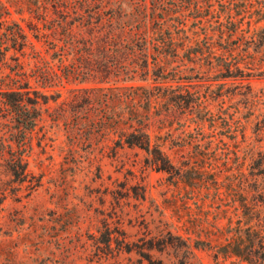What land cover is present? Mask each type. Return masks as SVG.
I'll return each instance as SVG.
<instances>
[{"label":"rangeland","instance_id":"rangeland-1","mask_svg":"<svg viewBox=\"0 0 264 264\" xmlns=\"http://www.w3.org/2000/svg\"><path fill=\"white\" fill-rule=\"evenodd\" d=\"M67 1L69 10L48 6L40 16L0 0L10 13L2 32L17 24L30 43L7 54L1 88L18 62L40 96V118L24 149L25 180L15 181L0 162V264H253L205 244L169 245L167 234L182 235L194 219L225 228L242 216L245 199L264 196V0ZM154 7L174 38L175 55L154 66L149 44L147 75L132 74L142 59L125 53L105 60L125 66L118 75L104 72L97 50L110 29L120 32ZM66 38L93 42V54L60 59ZM74 66L81 73L68 78ZM131 86H142L135 106L128 103ZM164 88L166 94L180 88L182 98L194 101L190 117L170 101L146 103L145 96ZM99 89L100 104L92 101ZM121 94L122 104L105 105ZM131 108L149 114L150 132L166 121L162 132L170 130L175 140L180 125L188 126L198 146L166 147L168 172L149 166L143 151L117 147V133L104 131ZM5 114L0 97V149L3 141L18 151L19 136Z\"/></svg>","mask_w":264,"mask_h":264},{"label":"trees","instance_id":"trees-1","mask_svg":"<svg viewBox=\"0 0 264 264\" xmlns=\"http://www.w3.org/2000/svg\"><path fill=\"white\" fill-rule=\"evenodd\" d=\"M12 2L19 7H26L30 12H39L40 16L45 13L48 6L54 7L57 11H61L62 9L67 11L69 10L67 7L71 5L67 0H12ZM9 16L10 13L8 9L0 3V26L7 24ZM148 19L154 23V27H148ZM227 22L229 24H236L233 22L231 16H228ZM164 27L165 22L164 20H160V22L157 20L156 8L154 7L150 15L142 13V16L139 17L135 24L122 26L120 32L110 29L108 37L105 38V41H102V44L97 50L99 55L104 58L100 67L104 69V72L118 75L121 68L125 66L117 60L112 61L110 64L105 60L110 57L115 59L125 53L129 57H141L142 59L143 65L139 68L133 66V68L130 69L131 73L136 74L138 73V69H140L141 73L147 75L149 73L147 45H152V48L156 52L154 66L159 65L160 61L157 60L159 57L167 56V54L175 55L177 51L171 32H169L168 29H164ZM164 31H167V33H165L167 36L166 38L162 35ZM118 35L120 38L117 37ZM0 37L2 38V44L0 45L1 69L2 65H5L7 54L10 51L13 53H21L30 43L23 28L17 24H14V27L10 30H7L6 27L4 32H2L0 28ZM93 45V42H80L69 38L62 40L60 42V47L54 44L55 47H58L60 51H62L60 59L71 54L78 56V59L82 58L84 55L91 56L94 52ZM77 73L79 74L81 72L78 70L77 66H74L68 71V76H66L70 78V75H78ZM6 77H8V84H5L3 87L7 88H1L2 86L0 85V97L5 107V115L10 122L13 123L12 128H14L15 133L19 136L20 142L18 141L19 150L13 151L10 144H4L2 141L0 162L6 163L8 172L15 181L23 182L27 176L25 161L27 155L24 154V149L28 143L27 140L29 136L34 131L40 118L38 110L40 96L37 91H32L30 89L28 82H26L24 78L23 72H21L20 63L17 62L15 69L12 70V74ZM129 88L133 95L128 103L132 102L135 106V104H138L137 99L139 97L137 91L141 90L142 86H131ZM179 89L180 88L173 89V91L166 94L165 92H168V89L164 88L163 94L158 96L149 94L145 96V101L148 105L155 103L156 99L165 100L164 102L170 101L172 106L181 110H187V115L190 117L194 109L191 104H193L194 101H188L182 98V94L178 93ZM185 93L191 95L187 91H185ZM104 96L105 94L101 93V89H99V93L92 96V101L100 104ZM121 96L122 94L119 95L117 103L111 104L108 101H104L105 105H113V107H115L118 102L122 104L123 99L120 98ZM153 100L155 101L153 102ZM200 104L194 106H196L197 109L199 108V111L203 112L205 108H201ZM128 111V118L123 116V112H118L115 115V119L110 121V124H107L108 126L104 131L117 133V147L136 148L143 151L148 156V158H146V164L149 166L159 171L168 172L173 168V165L171 160L166 156V147L172 145L180 149L191 145L194 147L198 146V144H196L198 141L197 137L193 136L191 133H186L185 127L188 126L184 124L180 125L182 130L175 140L170 130H166L164 133L162 132L166 129V121L163 122L159 120L157 131L150 132L152 122H149L147 119V117H149L147 112L140 114L138 109L134 108ZM205 113L208 114L207 111ZM209 118H211V115ZM188 119L190 121L192 120V118ZM196 130L200 132L202 127L198 124ZM153 132L154 134H152ZM209 139H214L213 133H211ZM241 205L243 213L241 217L237 218L235 224H233L230 219L225 228H219L215 225L210 226V229L209 222L205 219H198L197 222H195L194 219L187 223L188 226H183L184 233L182 235L172 236V234L168 232V244L173 245L175 241H180V239L185 242V247L197 248L205 244L208 247L216 248L218 253L223 256H235L249 263L264 264V217H260L259 209L264 207V196L259 194L252 202L245 199Z\"/></svg>","mask_w":264,"mask_h":264}]
</instances>
